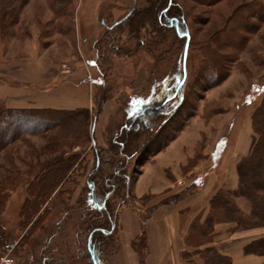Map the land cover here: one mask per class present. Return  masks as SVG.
<instances>
[{"label": "rangeland", "instance_id": "rangeland-1", "mask_svg": "<svg viewBox=\"0 0 264 264\" xmlns=\"http://www.w3.org/2000/svg\"><path fill=\"white\" fill-rule=\"evenodd\" d=\"M9 1L17 9L12 11L13 17L6 18L2 8L5 0H0V69L12 60L34 59L36 53L55 56L60 70L64 64L72 70L76 66L85 68L88 61L98 96L87 114L37 111L10 124L16 112L11 119L0 113V264H92L88 237L89 226L95 224L105 227L106 233L114 231L103 237L105 246L101 250L102 263L112 264L120 223L116 217L115 225H108L106 211L99 212L91 200L88 180H95L90 173L97 153L104 170L110 172L109 166L120 169L118 180L108 181V186L102 183L104 192L112 191L107 204L115 210L126 205L140 207L151 200L150 195L136 201L127 194L134 193L145 167L146 176L152 174L156 182L161 180L159 176L167 181L182 177L179 186H190L185 192L175 189L161 202L199 196L202 193L192 191L194 187L213 186L215 192L203 198L210 201L219 190L239 185L238 165L260 138L261 126L257 129L253 118L264 99V0H175L185 17L190 41L184 52L186 82L172 94L170 91L180 85L174 76L182 62L184 46L167 27H162L164 34L168 33L159 38L153 52L145 46L143 50L147 52L141 51L132 59L116 54L115 45L123 43L127 36H121L112 26L135 4L137 10L146 5V0ZM77 10L88 31L84 35L90 37L83 56L71 37ZM143 37L147 40L150 35L143 32ZM4 78L0 72V84L6 82ZM154 107L161 109L150 116ZM4 109L0 102V112ZM143 109H147L144 118L140 115ZM103 112L105 119L99 115ZM133 123H144L145 128L139 131L133 156L128 151L121 155L123 146L116 147L109 133L117 134L119 126ZM68 125L82 127L87 136H67ZM161 149L164 150L158 152ZM71 156L76 160L72 175L59 188L49 185L41 208L27 213L31 204L40 203L34 194L36 176L44 172L48 163ZM153 156L158 158L154 164L150 163ZM187 157L190 159L184 167ZM103 158L109 159L110 165ZM119 159L123 161L120 166ZM187 169L192 173L182 176ZM250 179L264 184V176L250 174ZM232 196L230 199L250 222H255L252 203ZM256 222L262 224L264 220ZM217 228L224 233L257 229L262 232L258 238L264 237V225L245 228L219 221ZM190 234L193 237L195 231ZM143 239L140 238V247L145 245ZM185 257L188 263L195 264L197 256Z\"/></svg>", "mask_w": 264, "mask_h": 264}, {"label": "crops", "instance_id": "crops-1", "mask_svg": "<svg viewBox=\"0 0 264 264\" xmlns=\"http://www.w3.org/2000/svg\"><path fill=\"white\" fill-rule=\"evenodd\" d=\"M77 11L74 12L76 16ZM81 17L78 11L77 19H74L77 23L75 28L72 27L71 37L73 44L77 46V52L83 56V50L86 51L90 37L84 35L88 31L85 30V24L82 25ZM85 17L89 16L85 14ZM35 56L34 59L12 60L2 65L0 72L6 82L0 84V102L3 103L4 108L66 111L92 108L97 100L98 85H94L88 61L85 68L76 66L74 70L65 72L60 70L59 61L55 56L43 55V57L37 53ZM99 115L105 119L104 112ZM181 134L182 132L176 138ZM157 159L153 156L150 163L154 164ZM189 159L187 157L184 167L187 166ZM165 166L169 168V165ZM143 171L134 194L137 198L150 195L151 200L140 207L131 205L121 207L117 246L111 258L112 264H191L185 260V256L190 254L193 258L197 256L195 264H204L197 249L207 246H213L219 252L229 255L232 264H264L263 256L246 253L244 249L246 244L260 237L259 234L262 232L257 229L232 230L229 233L218 229L207 244L198 247L191 241L190 233L194 222L197 219L198 222H202L203 217L205 218L209 212L210 204H207L210 201L204 199L210 192H215L213 186L197 188L193 186L192 191L198 189L202 194L188 195L177 202H161L162 197L175 193V189L178 192H185L190 186L188 188L187 185L179 186L178 182L182 177L177 181H167L164 176H159L161 180L157 179L159 181L156 182L152 174L146 176V167ZM190 172L192 173V170L183 171L182 176ZM196 181L199 183V178ZM141 236L145 240V245L142 247L139 246Z\"/></svg>", "mask_w": 264, "mask_h": 264}, {"label": "trees", "instance_id": "trees-1", "mask_svg": "<svg viewBox=\"0 0 264 264\" xmlns=\"http://www.w3.org/2000/svg\"><path fill=\"white\" fill-rule=\"evenodd\" d=\"M5 0V3L3 4L2 8H5L4 15L6 18L13 17L12 11L15 8V5L12 1ZM18 3H22L24 0H15ZM14 1V2H15ZM139 2V0H136ZM9 3L11 6H9ZM146 5H144L142 8H139L137 10L136 4L132 7L131 10H133L128 16H123L119 21L115 22V24L112 26V29H118L121 33V36L125 34V38L127 36V39L123 41V43H118L115 45L116 54L119 55L121 58H131L135 57L136 55H140L141 51L147 52V50H143L144 47L148 46L149 50L153 52V47L157 45L159 42V38L164 37V31H162V27H167L169 31H171L177 39L181 42L184 46L183 55H182V62L180 66L178 67V70L175 74V78L177 80V84L179 85V88L173 91H170L169 94L177 93L181 88H183L186 79H187V72H186V57H185V48L186 43L190 41V33L188 30V27L185 22V17L182 13L179 12L178 6L176 5L175 0H146ZM148 3V4H147ZM129 11V12H130ZM124 24V25H123ZM125 26V27H124ZM123 27V28H122ZM143 32L149 33L150 37L149 39L145 40L143 37ZM161 33V36L159 35ZM159 33V34H158ZM139 53V54H138ZM124 54V55H123ZM114 60H112L113 62ZM116 65L115 63L111 65V72L114 74L116 71ZM107 87V86H106ZM172 97V96H171ZM106 98V97H105ZM104 99V101H106ZM83 108L75 109L73 111H78L83 113H89V109L82 110ZM148 109V108H147ZM147 109H143L142 113L140 115L145 117V112ZM161 107L153 108L149 115H153L155 113H158V110H160ZM42 112L45 111L46 113H51L53 115H57L58 113L64 112L66 110H54V109H43V110H37V108L34 109H7L5 108L0 113L4 115L5 118L11 119L12 117L14 120L10 122H21L22 119H26L25 116L26 113H36V112ZM16 114L11 117L13 113ZM50 114V115H51ZM148 115V114H147ZM253 121H255V126L258 129V126H261L259 128L258 133L260 135V138L253 148L251 154L245 156L243 160L238 165V175H239V185L234 187L230 190H219L211 199H210V212L209 215L206 217V219L203 222H195L193 224V231H195V234H193V237L191 236V240H193V243L196 247L203 246V244H207L210 239L215 236V234L218 232L217 223L219 221H224L228 223L236 224L240 227L245 228H251L256 227L260 225H264V223L259 224L258 219L262 218L264 220V184L261 182H254L250 179V174H257L258 176H264V99L262 104L257 108L256 116L253 118ZM67 128V136L74 135L77 137H81L84 134V137L87 136L88 133H83L82 127H75L68 125ZM79 128V129H78ZM145 128V124H131L128 127V124H123L119 126L117 134L114 132L109 133V139H111L112 143L117 147L123 146V151L120 152L121 155H127V151L130 152L133 156V151L136 146V140L139 138L141 133L139 131L141 129ZM184 129V126H183ZM182 129V130H183ZM82 130V131H81ZM117 131V130H116ZM69 132V133H68ZM78 133V134H77ZM94 133V127L92 128V134ZM1 136V135H0ZM177 137V136H176ZM176 137H173L175 139ZM69 138V137H66ZM118 139H121L119 142ZM170 143V142H169ZM168 144L165 145L167 147ZM162 151L159 150L158 152ZM157 152V153H158ZM104 159V158H103ZM120 163L123 164V161L119 159ZM75 159L71 157H63L56 161L50 162L47 164V166L44 168V172L35 179L37 180V190L34 191V194L36 195V200L40 203L34 202L31 204L28 208L29 214H33L39 205H41V201L47 196L49 185L53 186L55 188H59L63 184L65 180H67L70 175H72V170L74 168ZM104 162L110 165V160L104 159ZM120 166V165H119ZM124 168L127 167V164L123 165ZM110 170H104L102 167V160L100 155L97 153L96 160L94 164V168L92 169L90 173V177L94 176L95 180L89 179L88 184L91 192V200L93 202V205L95 206V209H97L99 212L105 210L106 211V217H107V223L108 225L114 226L117 222V218H119V212L121 207L117 210L115 208H112L110 205H108V201L110 199V195L112 191H105V188L103 187V184H105L108 181H116L117 178L120 176L119 173L120 169L113 170L112 168H107ZM107 171V172H106ZM260 174V175H259ZM100 182V183H99ZM107 185V184H106ZM97 186V187H96ZM108 186V185H107ZM111 187L112 185L109 184ZM114 187V185L112 186ZM262 192H260V191ZM128 197L132 196L137 201V197L132 192H128ZM233 195V196H232ZM241 197L247 199L249 202L252 203L253 209L256 213V220L255 222H250V219L244 212H242L241 208L236 204V202L230 199V197ZM35 200V201H36ZM107 206V208H106ZM133 207H136L137 205H131ZM108 209V210H106ZM38 211V210H37ZM115 213L116 215L113 216ZM115 217V218H114ZM105 227H102L101 225L95 224L89 226V243H88V251H89V257L92 264H103L102 263V256H101V250L104 248L106 236L113 235L114 231L112 233H106ZM113 229V227H112ZM111 229V230H112ZM101 232V233H100ZM103 232V233H102ZM110 232V231H109ZM145 232H143V235ZM141 236L140 238H142ZM139 238V239H140ZM3 243L2 238H0V244ZM137 241L134 243L136 245ZM104 245V246H103ZM246 253L251 254H259L264 257V237L255 239L244 247ZM200 253V255H203L204 264H232V259L229 255L223 254L217 250V248L213 246H207L203 249H197Z\"/></svg>", "mask_w": 264, "mask_h": 264}, {"label": "built area", "instance_id": "built-area-1", "mask_svg": "<svg viewBox=\"0 0 264 264\" xmlns=\"http://www.w3.org/2000/svg\"><path fill=\"white\" fill-rule=\"evenodd\" d=\"M63 70L65 71V72H70L71 70H72V68L70 67V65H68V64H64L63 65ZM8 261H12V260H8ZM7 261V262H8Z\"/></svg>", "mask_w": 264, "mask_h": 264}, {"label": "water", "instance_id": "water-1", "mask_svg": "<svg viewBox=\"0 0 264 264\" xmlns=\"http://www.w3.org/2000/svg\"><path fill=\"white\" fill-rule=\"evenodd\" d=\"M133 10H131L126 16H128ZM188 47V44L186 45V49ZM185 56H186V53H185Z\"/></svg>", "mask_w": 264, "mask_h": 264}]
</instances>
